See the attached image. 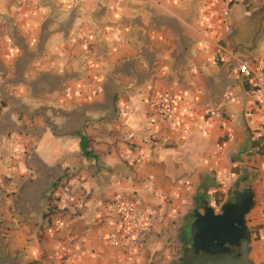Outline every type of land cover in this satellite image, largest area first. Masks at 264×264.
<instances>
[{
    "label": "crops",
    "instance_id": "0c3cea01",
    "mask_svg": "<svg viewBox=\"0 0 264 264\" xmlns=\"http://www.w3.org/2000/svg\"><path fill=\"white\" fill-rule=\"evenodd\" d=\"M263 52L264 0H0V264H176L204 200L261 198L264 107L236 62ZM114 193L152 214L127 246Z\"/></svg>",
    "mask_w": 264,
    "mask_h": 264
},
{
    "label": "water",
    "instance_id": "95a60500",
    "mask_svg": "<svg viewBox=\"0 0 264 264\" xmlns=\"http://www.w3.org/2000/svg\"><path fill=\"white\" fill-rule=\"evenodd\" d=\"M252 204L248 189L232 191V200L215 211L206 200L192 212L189 223L190 244L182 250L181 264H240L246 251L243 215ZM238 246L240 254L232 256L230 248Z\"/></svg>",
    "mask_w": 264,
    "mask_h": 264
},
{
    "label": "built area",
    "instance_id": "2783aa9c",
    "mask_svg": "<svg viewBox=\"0 0 264 264\" xmlns=\"http://www.w3.org/2000/svg\"><path fill=\"white\" fill-rule=\"evenodd\" d=\"M213 59L216 62L219 58L216 55ZM236 65L238 72L250 79L253 101L264 107V52L253 63L248 62L246 59H239ZM66 91L67 90L64 89V92ZM71 96L76 97L77 94L72 92ZM224 97L227 98L228 95ZM152 106L161 120L168 118L173 110V103L162 97L153 100ZM209 113L214 114L215 112L214 110H210ZM247 114H249V112H247ZM68 183V181H60L50 191V198L52 200L65 199L68 195ZM178 183L185 191L190 189L189 186L182 184L181 181H178ZM159 194L158 192V195ZM210 199L213 200L211 194ZM110 214L112 224L116 227V231L109 234L107 239L109 244L113 246H127L131 240L147 231L152 216L150 209L143 204L142 200L137 195L131 194L125 196L120 193H114L110 198ZM93 220L96 222L98 218L94 217ZM259 221L263 246L262 264H264V190L260 204ZM62 224V221H58L56 225L61 226Z\"/></svg>",
    "mask_w": 264,
    "mask_h": 264
},
{
    "label": "flooded vegetation",
    "instance_id": "af4514ba",
    "mask_svg": "<svg viewBox=\"0 0 264 264\" xmlns=\"http://www.w3.org/2000/svg\"><path fill=\"white\" fill-rule=\"evenodd\" d=\"M232 200V197L229 201ZM262 201L261 198H255L252 196V204L250 205L249 209L243 215V225H244V237L241 239L245 243L246 251L243 253L241 257L240 264H262L263 261V246H262V238H261V231H260V221H259V211H260V204ZM258 208L257 213V222L252 223L249 220L247 214L254 208ZM255 243V248L252 245V242ZM230 253L232 256H236L240 254L239 247L232 246L230 248ZM255 253L257 257L255 258Z\"/></svg>",
    "mask_w": 264,
    "mask_h": 264
},
{
    "label": "rangeland",
    "instance_id": "374dc122",
    "mask_svg": "<svg viewBox=\"0 0 264 264\" xmlns=\"http://www.w3.org/2000/svg\"><path fill=\"white\" fill-rule=\"evenodd\" d=\"M256 211H258V208L254 207L247 214V216L249 217L250 222H252V223L257 222V217H256L257 213H256ZM183 231H184V237H183L184 242H182V243H180L178 245V250H177L178 254L181 255V257H180V260H178L176 264H181L182 250H183L184 247L189 246V244H190L189 225L186 226V228ZM255 243L256 242H254V241L252 242V245H253L254 248H255Z\"/></svg>",
    "mask_w": 264,
    "mask_h": 264
},
{
    "label": "trees",
    "instance_id": "16d2710c",
    "mask_svg": "<svg viewBox=\"0 0 264 264\" xmlns=\"http://www.w3.org/2000/svg\"><path fill=\"white\" fill-rule=\"evenodd\" d=\"M263 151H264V147H263ZM181 242H184L183 238H181Z\"/></svg>",
    "mask_w": 264,
    "mask_h": 264
}]
</instances>
